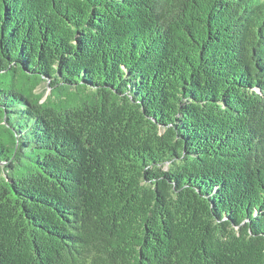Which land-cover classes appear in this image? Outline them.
<instances>
[{"label":"trees","instance_id":"16d2710c","mask_svg":"<svg viewBox=\"0 0 264 264\" xmlns=\"http://www.w3.org/2000/svg\"><path fill=\"white\" fill-rule=\"evenodd\" d=\"M0 264H264V0H0Z\"/></svg>","mask_w":264,"mask_h":264},{"label":"rangeland","instance_id":"374dc122","mask_svg":"<svg viewBox=\"0 0 264 264\" xmlns=\"http://www.w3.org/2000/svg\"><path fill=\"white\" fill-rule=\"evenodd\" d=\"M42 91H47L48 92V88L45 86H43V88H41ZM47 94V93H46Z\"/></svg>","mask_w":264,"mask_h":264}]
</instances>
